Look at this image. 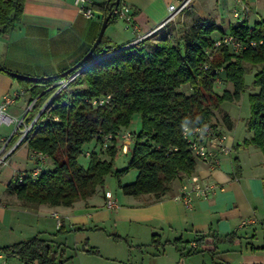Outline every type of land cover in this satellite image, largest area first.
I'll use <instances>...</instances> for the list:
<instances>
[{
    "label": "trees",
    "instance_id": "16d2710c",
    "mask_svg": "<svg viewBox=\"0 0 264 264\" xmlns=\"http://www.w3.org/2000/svg\"><path fill=\"white\" fill-rule=\"evenodd\" d=\"M114 1L92 6L94 11L102 13L103 18L108 17V25L117 21L113 13ZM24 2L0 0L1 34L9 32L21 21ZM229 28V33L248 48L238 54L231 52L230 48H220L209 61V69H201L200 64L206 57L205 50L213 46L212 34L221 29L213 19L201 18L179 35L172 30L170 35L169 32L160 35V32L157 43H150L151 38L146 39L92 64L79 79L53 97L23 143L30 154L45 153L52 160L51 168H42L41 174L35 178L30 172L25 173L28 177L22 182L18 181L19 174L9 184V192L29 208L44 204L71 207L92 196L97 188H103L110 174L120 177L128 168H133L138 170L135 181L120 184L124 195L152 193L158 199L165 197L173 181L181 175L190 177L197 167V159L182 138L183 127H199L207 122L222 131L221 126L210 122L213 112L209 105L239 101L246 89L244 76L254 69V86L258 91L250 94L251 116L246 120V126L252 136L244 141V145L260 148L264 154V20L252 27L245 20H239ZM221 34L223 37V31ZM253 41L255 47L251 46ZM105 42L104 36L92 57L81 66L104 55L106 50H113V47L105 49ZM215 69L219 72L215 73ZM44 78L36 82L19 80L24 85L33 86V98L43 102L52 95L48 92L49 86L65 77L52 75ZM216 81L230 83L232 89H225L218 95L214 90L218 84ZM187 84L192 88L188 95L179 91ZM107 95L112 98L106 105H92L94 98ZM136 114L141 117L142 128L139 132H131L133 146L128 168L117 170L114 160L118 142L112 139L109 147L103 148L97 136L100 131L113 135L128 131L124 128H129ZM222 123L228 130L234 127L228 114L223 116ZM92 142L95 148L89 152L88 166H81L78 160L84 154L85 146ZM105 155L108 158H102ZM233 163L236 174H239L241 165L237 157L233 158ZM63 232L61 226L56 235ZM240 241L236 232L221 238L200 234L191 252L195 253L199 248L215 255L219 244L235 245ZM0 251L28 264H63L71 259L65 245H55L40 235L5 246ZM86 252L99 254L98 250L91 248Z\"/></svg>",
    "mask_w": 264,
    "mask_h": 264
},
{
    "label": "crops",
    "instance_id": "0c3cea01",
    "mask_svg": "<svg viewBox=\"0 0 264 264\" xmlns=\"http://www.w3.org/2000/svg\"><path fill=\"white\" fill-rule=\"evenodd\" d=\"M106 1L95 0L94 4L101 5ZM174 2L121 0L122 5L131 6L134 23L142 33L165 20L168 6ZM201 3L185 12L184 25L189 28L199 18L213 19L221 29L212 34L213 39L222 37L221 31L224 36L230 34V25L239 20H245L251 27L264 20V0ZM243 6L247 12L241 13L237 20L234 12H241ZM23 10L22 19L14 28L0 33V46L4 51L0 50V101L6 93L23 91L26 99L16 103L9 113L23 116L34 100L36 105L27 114L30 121L43 108L42 102L33 98V86L24 85L11 72L36 78L64 73L91 50L104 18L101 12L94 11V16L86 19L80 14L75 0H25ZM104 36L105 49H114L131 42L136 34L132 26L117 18L108 25ZM41 89L43 93V87ZM11 131L0 130V136H7ZM17 139L15 136L12 143ZM244 139L230 138L233 152L230 157L221 156L220 165L215 169L196 160L193 173L222 185L223 189L209 199H195L191 208L177 200L181 186L188 181L186 175L173 181L168 194L160 199L152 193L114 194L105 180L103 188H97L92 196L71 207L44 204L31 208L23 206L9 192V184L16 177L7 176L3 182L5 190L0 193V248L40 235L55 245L67 247L71 259L63 264H264V241H258L264 234V154L260 148L243 146ZM93 149L85 150L84 156L89 158L87 153ZM29 155L30 150L28 158ZM234 157L241 165L239 174H236ZM33 169L21 168L18 175ZM106 193L114 196L115 208L106 207ZM247 221V226L243 227V222ZM61 226L64 232L57 236ZM234 232L241 241L235 245L219 244L215 255L199 248L195 253L191 252L200 234L221 238ZM88 248L98 250L99 254L86 252ZM253 248L258 250L253 251ZM5 256L4 264H28L20 258Z\"/></svg>",
    "mask_w": 264,
    "mask_h": 264
},
{
    "label": "built area",
    "instance_id": "2783aa9c",
    "mask_svg": "<svg viewBox=\"0 0 264 264\" xmlns=\"http://www.w3.org/2000/svg\"><path fill=\"white\" fill-rule=\"evenodd\" d=\"M95 0H75V5L79 8L80 14L86 19H90L94 16L95 12L93 9V4ZM192 0H177L174 3H170L168 6V14L166 19L158 24L155 28L145 31L142 33L139 31L138 27L134 23V19L132 17V8L127 5H118V7H114L113 13L120 20L126 21L129 26H132L133 32H135L136 36L131 42L124 44L122 46H118V48H114L111 51H105L104 55L93 58L91 62L88 64L79 67L74 70L70 74L66 75L65 78L57 81L52 84L49 89L52 87H56V92L53 97L58 94L60 91L65 90L67 86H69L72 82L79 79V77L89 68L92 64L99 62L100 60L105 59V57H109L118 52L132 48V46L137 45L139 43L144 42L146 39L153 38L154 36H158L160 32H169L170 28L178 19V17L184 14L186 9H190ZM247 12V8L243 6L241 12H234L235 18L238 20L241 17V13ZM251 46L255 47L256 42H252ZM227 47L230 48L231 52L238 54L240 51L247 49L248 45L244 44L242 41H238L232 34H226L223 37L214 39L213 46L207 50H205V58L200 64L201 69H209L210 64L209 61L213 60V54L216 53L220 48ZM215 73H218L219 70L215 69ZM219 83L220 81H216ZM24 95L23 91H16L12 93H6L3 95L0 101V128H11L12 131L7 136H0V168L7 165L10 162V158L15 153L16 149L26 142L33 132V128L39 122L40 112L32 117L29 121L27 120V114L33 110L35 107V101L31 100L28 105V108L23 116H12L9 113V109L15 106L17 101ZM53 97L51 99H53ZM112 96L107 95V97L94 98L91 102L93 106H103L110 102ZM51 100H49L50 102ZM57 119V118H56ZM17 136L18 139L16 142H13L14 137ZM132 133L130 131H123L120 134L113 135L112 133L104 134L101 131L99 132L97 139L103 143V148H108L111 140L121 142L119 151H127L130 152L133 146ZM182 138L185 139L189 151H192L194 157L202 162H206L211 166V168L215 169L220 164L221 156H231L233 152L232 145L227 144V136L223 134V132L219 128H214L212 124L204 123L203 126L199 127H191L184 126L182 129ZM89 155V153H87ZM29 158L35 162L34 169L30 172L33 178L38 177L41 174L42 166L46 163L49 157L45 153L41 152H33L29 155ZM28 175L23 173L18 176V181L22 182ZM222 185H218L210 182L207 179L202 178L196 173H192L188 178V181L183 183L181 186V194L177 198L180 200L184 206L187 208L192 207V203L195 199L206 200L211 196L215 195L219 190H222ZM107 201L106 207L108 209H112L116 207V201L113 195L109 193L105 194ZM248 224V223H247ZM245 222H243L242 226H247ZM196 247V244H193V249ZM6 260L5 254L0 251V264H4Z\"/></svg>",
    "mask_w": 264,
    "mask_h": 264
},
{
    "label": "rangeland",
    "instance_id": "374dc122",
    "mask_svg": "<svg viewBox=\"0 0 264 264\" xmlns=\"http://www.w3.org/2000/svg\"><path fill=\"white\" fill-rule=\"evenodd\" d=\"M177 0H175L176 2ZM202 1H207L210 2L211 0H192V4L190 8H197V4L201 3ZM202 4V3H201ZM189 9H186L184 11L187 12ZM184 14L175 21V23L172 25L170 28L174 33L179 35L181 32L185 31V17ZM173 33V34H174ZM217 34V33H215ZM172 35V34H171ZM217 36H220V34H217ZM160 35L154 36L153 38L150 39V43H157L159 40ZM0 50L2 51V46H0ZM4 52V51H2ZM256 73V69H254L252 72L247 73L244 76V82H246V89L242 92V97L239 101H228V102H223L221 105H216V104H210V110L213 112V117L210 119L211 123L218 124L219 126L222 127L223 134L227 136V144L230 146L232 145V142H230L231 137H235L237 140H242L244 138V141L249 139L250 132L247 129L246 126V120H248L251 116V108H250V94H255V92L258 91V87L254 86V75ZM50 87V86H49ZM225 89H232V85L230 83H218L215 87V92L220 95ZM56 87H52L51 89L48 90V92H52V95H48V97L42 102L43 107H47L49 104V100H52L51 98L53 97L54 93L56 92ZM180 92H184L185 94H190L192 92V88L190 87L189 84L182 86L179 89ZM24 98L26 99L25 96L20 98L17 103L23 102ZM43 111V110H42ZM40 112V111H39ZM37 113V112H36ZM38 114V113H37ZM225 114L230 115L233 123H234V128L231 130H228L226 126L222 123V118ZM141 117L140 115L136 114L135 117L133 118L129 128H124V130H128L130 132H139L141 130ZM1 132L4 133H9L11 129H6V128H0ZM250 136V137H249ZM249 137V138H247ZM244 141H243V146H244ZM120 143L116 145L117 150L121 149ZM93 147L95 148V143H90L88 147L86 146L84 150H87L88 148ZM28 150L29 148L26 147L25 145L20 146L18 149H16L15 153L12 155L10 158V162L0 168V193L5 190V187L3 186V182L6 180L7 176L9 178L16 177L18 175V170L20 169H26L29 171L31 168L35 167L34 161L28 158ZM86 155V154H85ZM131 154L130 152L123 151V152H117L116 157L114 160V168L117 170H123L128 168V163L131 159ZM102 158H108L107 155L102 156ZM79 164L81 166L87 167L89 163V158L84 156V154L81 155V157L78 160ZM52 166V160L49 158L46 162L45 169H49ZM138 170L133 169V168H128V170L124 171V173L120 177H116L114 175H109L106 177V182H108L109 189L115 194L121 193L122 191L120 189V184L124 185L125 183H133L137 177ZM246 224L248 223L245 222ZM259 242L262 243L264 241V234H261L260 238L258 239ZM257 242V241H256Z\"/></svg>",
    "mask_w": 264,
    "mask_h": 264
},
{
    "label": "water",
    "instance_id": "95a60500",
    "mask_svg": "<svg viewBox=\"0 0 264 264\" xmlns=\"http://www.w3.org/2000/svg\"><path fill=\"white\" fill-rule=\"evenodd\" d=\"M120 1L121 0H115L114 3H113V6L115 8L118 7V5L120 4ZM103 20H104V22H103V25H102L101 30L99 32V36L97 37V39L95 40V42L91 46V50L80 61H78V64L77 65L69 68L64 73L55 75L56 78H58V77H62V78L65 77V75H67V74L73 72L74 70L78 69L79 66H81L82 64H84L85 62H87V60H89L92 57L93 53L98 48L97 46L100 44L102 38L104 37V32H105L106 28L108 27V21H109L108 20V17L104 18ZM11 75L15 76L16 78H20L22 80L27 79V80L33 81V82L46 79L44 77L36 78V77H29L27 75L24 76V75H20V74L13 73V72H11Z\"/></svg>",
    "mask_w": 264,
    "mask_h": 264
}]
</instances>
